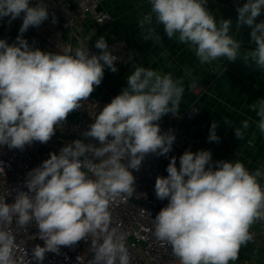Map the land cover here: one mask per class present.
I'll return each instance as SVG.
<instances>
[{"label":"clouds","instance_id":"9594fccd","mask_svg":"<svg viewBox=\"0 0 264 264\" xmlns=\"http://www.w3.org/2000/svg\"><path fill=\"white\" fill-rule=\"evenodd\" d=\"M208 0H149L150 10L137 22L144 40L159 43L157 26L194 52L201 64L226 58L242 60L251 69L264 72V21L256 22L264 0H246L236 7L237 33L251 29L252 50H241V41L230 34L231 19L217 18ZM16 43L0 39V146L23 150L34 141L47 143L70 113L82 106L104 77L105 67L116 72L113 55L103 36L95 42L99 54L84 45L66 47L62 53L34 48L23 38L30 27H39L49 17L43 0H0V19L21 17ZM57 22L53 16L52 23ZM139 64L127 77V86L92 117L82 135L99 146L73 140L59 153L52 152L30 170L24 187L14 189V202L0 195V264H42L46 253L59 254L81 240L91 241L88 264H131L125 236L112 226L111 205L127 203L136 194L135 177L147 154L165 156L175 135L161 132L159 121L169 113L178 115L185 92L184 79ZM194 83V82H193ZM258 117L256 126L264 135V98L250 105ZM224 122L232 127V121ZM218 123L211 125L208 141L219 142ZM249 120L234 128L240 140ZM155 182V196L168 200L153 219L154 236L169 246L178 264H230L242 246L253 239L250 228L264 222V168L249 171L240 161H212L210 150H186L172 157ZM0 172L4 168L0 167ZM146 195V194H144ZM35 226L31 239L42 240L25 249L9 226ZM91 238V239H89ZM81 257H77L80 264Z\"/></svg>","mask_w":264,"mask_h":264},{"label":"crops","instance_id":"0c3cea01","mask_svg":"<svg viewBox=\"0 0 264 264\" xmlns=\"http://www.w3.org/2000/svg\"><path fill=\"white\" fill-rule=\"evenodd\" d=\"M228 2L208 0L207 7L217 18L233 21L230 34L241 41V50L254 49L249 27L244 26L237 33V12ZM101 9L110 13L112 21L98 25L92 16L86 15L65 32L69 46L75 49L84 45L91 54H99L95 42L103 36L109 50L118 58L115 62L117 71L105 67L103 80L91 95L102 96L111 102L127 86V77L134 64L163 73L171 72L174 77L183 76L186 68L191 69V75L184 79L185 92L179 110L190 113V117L184 119V127L206 138L213 162L240 161L249 171L264 168V135L256 126L258 117L250 110L252 103L264 98V72L251 69L240 59L219 58L201 64L187 45L175 38L169 39L162 26H157L161 37L159 43L144 40L137 22L150 10L149 0H102ZM261 21H264V10L256 19L257 23ZM22 22V15L11 23L8 17L0 19V33L16 38ZM24 35L34 48L46 51V45L38 35L29 29ZM225 119L232 121V127L224 122ZM244 120H249L250 127L245 130L244 138L238 140L234 128L241 127ZM214 121L218 123L219 142L208 141ZM260 183L264 184V180ZM230 264H264V244L252 239L241 247L238 259Z\"/></svg>","mask_w":264,"mask_h":264},{"label":"built area","instance_id":"2783aa9c","mask_svg":"<svg viewBox=\"0 0 264 264\" xmlns=\"http://www.w3.org/2000/svg\"><path fill=\"white\" fill-rule=\"evenodd\" d=\"M43 2L48 7L49 17L39 27H30L29 30L43 40L46 51L62 53L70 42L65 35L66 30L86 15L92 16L98 25L112 21L110 13L101 9L102 0H43ZM245 2L246 0H229L228 5L236 9ZM30 3L34 5L36 0H30ZM21 15L23 17V14ZM53 16L57 20L55 24L52 23ZM23 38L25 39L24 34ZM0 39L6 40L8 44L16 43V38L1 33ZM108 103L110 102L102 96L91 95L82 101L80 109L68 115L66 122L56 129L55 135L47 143L34 141L23 150L0 146V167L4 168V172H0V195L6 198V202H14V189L27 191L24 187L27 173L48 159L50 153L58 154L63 146L76 139L99 146L98 141L85 138L82 133L93 123L91 116L99 113ZM187 117H190V113L179 112L175 117L169 113L161 118L158 122L161 132L171 130L175 135L172 150L165 156L147 154L139 171L129 169L135 177V189L139 198L134 195L127 203L115 201L111 205L112 226L124 234L131 264H178L171 246L162 243L153 234V219L168 204L167 199L156 198L155 182L158 176L168 175L166 168L172 157H176V166L179 168V158L186 150L194 153L198 150L211 151L203 135L194 134L184 127L183 122ZM9 228L19 245L16 250L18 258H23L26 249L29 253L28 259H31V249L36 244L43 246L42 240L31 239V236L38 233L35 226L20 228L13 220ZM250 232L253 239L264 244V222L258 221L253 224ZM90 246V240H81L74 246L61 247L59 254L46 253L42 264H79L78 256L81 257L80 264H88V260L93 257L89 251Z\"/></svg>","mask_w":264,"mask_h":264}]
</instances>
